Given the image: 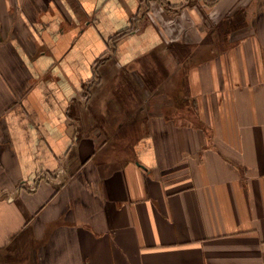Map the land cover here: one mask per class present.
<instances>
[{
    "label": "crops",
    "instance_id": "0c3cea01",
    "mask_svg": "<svg viewBox=\"0 0 264 264\" xmlns=\"http://www.w3.org/2000/svg\"><path fill=\"white\" fill-rule=\"evenodd\" d=\"M0 264H264V0H0Z\"/></svg>",
    "mask_w": 264,
    "mask_h": 264
}]
</instances>
